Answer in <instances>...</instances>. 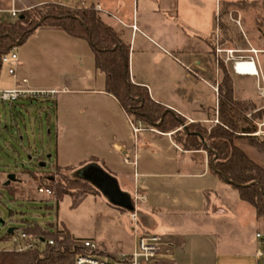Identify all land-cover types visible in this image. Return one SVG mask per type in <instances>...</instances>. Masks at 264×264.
<instances>
[{"label": "rangeland", "instance_id": "rangeland-1", "mask_svg": "<svg viewBox=\"0 0 264 264\" xmlns=\"http://www.w3.org/2000/svg\"><path fill=\"white\" fill-rule=\"evenodd\" d=\"M262 3L264 1L240 9L245 23L240 22L239 10L237 16H229L233 28L243 34L248 49L252 45H264ZM146 4L141 0L134 3L136 30L128 27L122 30L123 40L131 45L132 82L147 86L154 100L170 105L184 118L200 116L194 109L201 107L214 112L218 100L215 86L218 88L223 75L221 64L236 83L239 80L232 61H226V52H218V49H235L234 46L221 44L222 35L217 29L210 36L216 44L215 53H211L206 38L180 25L176 12L165 11L167 7L161 2L151 5L155 9L159 6V12L147 9ZM146 23L153 29H147ZM248 49H240L241 54H249ZM197 56L207 57V72L190 64V59ZM7 68L8 64H3L0 71L4 89L15 88L17 80L27 78L28 82L20 84L23 88L62 90L67 85L70 91L57 96L63 114L59 124L55 98H22L14 102L0 99V183L5 175L15 173L26 192L23 197L13 198L0 187V218L5 222L0 224V248L14 249L12 240L20 236V227L37 222L53 230L66 229L80 240L91 239L104 246L107 253H130L136 239L135 223L129 212L135 206L138 215L142 210L151 213L155 199L162 197L170 201L180 189L190 191L193 199L215 186L237 191L216 175L210 165L209 172L207 166L203 176L169 179L154 174L166 170L202 173L209 162L205 161L204 153H184L183 149L175 147V138L157 135L151 125L158 122L127 110L115 96L106 92L105 74L96 68L87 40L72 37L61 29L38 28L18 46L16 75L7 74ZM262 113L264 108L257 112L253 108L246 117L260 123ZM213 118V122L201 123L209 130L218 123V118ZM156 128L162 131L159 125ZM260 129L264 126L257 125L256 132ZM113 141L129 145L130 161L135 157L140 167L116 155L111 148ZM177 144L183 148L182 144ZM57 154L60 161L70 163L89 160L91 156L106 159L108 168L113 171L98 173L88 168L83 173L100 193H87L78 199L73 193H66L58 200H48L49 194L40 192L29 174L43 169L57 175ZM145 168L149 174H140ZM65 169L71 177H79L77 167ZM139 224L142 228L140 218ZM158 225V229L152 226L146 230L166 232L162 229L167 226L165 220L161 219ZM9 228H17V231L11 240L5 241L3 237Z\"/></svg>", "mask_w": 264, "mask_h": 264}, {"label": "trees", "instance_id": "trees-1", "mask_svg": "<svg viewBox=\"0 0 264 264\" xmlns=\"http://www.w3.org/2000/svg\"><path fill=\"white\" fill-rule=\"evenodd\" d=\"M257 5L259 2L256 0L221 2L217 18V29L222 35L221 44H232L237 50L248 49L243 34L233 28L229 16H237V10ZM40 27L59 28L72 37L87 40L94 53L96 68L105 74L104 90L115 96L127 110L137 111L153 122L160 121L162 131H172L177 143L182 144L184 149L206 150L213 172L238 190L240 199L255 208L257 218L264 224V169L234 143L238 136L256 132L257 125L246 117L247 112L256 105L252 101L235 98L233 78L223 63V75L218 84V123L208 130L201 122H188L155 101L147 86L132 82L129 70L131 45L123 40L119 30L104 21L94 5L48 3L26 9L18 16L2 22L0 71L1 58ZM206 40L210 52L215 53L214 41L210 37ZM184 123L187 125L183 126ZM56 168L57 175L43 169L29 174L38 190L43 187L51 190L48 200H58L66 193H73L78 199L87 193L98 192L89 181L71 177L65 172V167L56 165ZM55 175L58 176L56 180ZM21 183L18 175L15 181L9 183L5 175L0 187L5 188L13 198L16 195L23 197L26 192ZM16 231L17 228H14L11 233L7 232L3 239L11 240ZM19 231L27 236L22 241L33 242L34 246L24 250L0 248V264H75L77 255L87 251L83 240L72 237L66 229L53 230L33 222L22 225ZM98 250L110 257L116 255L107 253L99 243Z\"/></svg>", "mask_w": 264, "mask_h": 264}, {"label": "crops", "instance_id": "crops-1", "mask_svg": "<svg viewBox=\"0 0 264 264\" xmlns=\"http://www.w3.org/2000/svg\"><path fill=\"white\" fill-rule=\"evenodd\" d=\"M136 1L139 0H0V12L1 15L6 17V11L13 7L22 12L26 9L48 3H61L70 6H76L78 4L87 6L94 5L101 13L104 21L122 33L123 27L136 30V28H134L136 24L134 3ZM141 1L147 3L146 8L149 10L154 8L151 6L154 3H164L163 6L165 8L167 7L165 11L176 12V18L179 20L180 25L199 37L209 38L217 30V18L221 2L229 0ZM256 1L260 3L264 0ZM156 11H160L159 6L154 10V12ZM238 13L239 19H241L240 22L245 23L243 19L245 18L243 17L244 12L242 11L241 13L239 10ZM262 16L264 17V12ZM146 24L147 29H153L150 23ZM253 26L255 27L254 23ZM40 28L54 29V27ZM257 46L258 47L252 45L247 51L251 55H256L258 59L257 67L261 75L255 76L253 74H238L235 72L239 77L237 82L238 86L233 76L235 98L252 101L256 105L254 112H257L260 108H264V97L258 92V86L262 85L261 82L264 80V45ZM252 50H255L256 54L252 53ZM190 64L199 66L202 72H207L208 70L207 57H194L190 59ZM24 79L27 80V78H23L21 81L17 80L16 87H22L20 84L26 83L23 81ZM0 87L3 88L1 76ZM64 87L67 88L66 93L70 91L67 85ZM55 100L56 122L59 124L62 122L63 114L60 111L58 98L56 97ZM163 105L181 114L170 105ZM194 110L195 113L200 114V116L195 117L194 115H186L185 117L188 122H213L214 116L218 118V100L214 112L206 110L203 107ZM263 115L264 113H262V116ZM255 124H264V117L260 120V123L255 122ZM157 125H160V121L151 125V130L155 131L157 135H166L170 138H174L173 133L160 131L156 128ZM186 125L187 123L183 124V126ZM173 143L175 147L177 146L179 149H183L184 153H204L205 161L209 162V156L206 150H186L181 148V146L174 141ZM234 143L243 150L249 158L264 169L263 134L254 133L247 136H238ZM111 146L112 151H114L116 155L118 154L123 157L126 162H131L136 166L138 165L135 157L130 161L132 149L125 142L113 141ZM49 157H51V155ZM91 157L92 158L89 160H77L76 162L70 163L66 160L60 161L57 154L55 165H60L62 167H77L79 177L92 184V180L83 176L86 169L90 168L98 173H105L106 170H112V168H108L106 159H100L96 156ZM138 166L140 167V164ZM207 166L209 172V163H206V169L202 173H176L166 170L162 172L157 171L154 172V174L159 178L169 179L191 175L203 176L206 174ZM146 169L147 168L143 169V172H140V174L148 175L149 172ZM96 190L100 193L98 188ZM234 190L235 189L229 190L225 187L215 186L214 189L208 188L204 193L201 192L193 199L190 191L180 189L175 193V196L169 197L171 199L170 201L158 197L154 200L153 204H151V213L145 210L140 211L139 218L141 226L144 231H148L146 229L152 228V226L158 229L160 220H165L167 226H163L162 229L166 232L156 233L169 235L174 238L177 243V261L179 264H264V255L260 257L255 256L258 248H264L263 242L257 237L258 233L264 234V224L257 218L255 208L246 201L241 200L238 190ZM119 200L123 201L124 198H120Z\"/></svg>", "mask_w": 264, "mask_h": 264}, {"label": "built area", "instance_id": "built-area-1", "mask_svg": "<svg viewBox=\"0 0 264 264\" xmlns=\"http://www.w3.org/2000/svg\"><path fill=\"white\" fill-rule=\"evenodd\" d=\"M7 16L4 17L0 12V24L8 19L14 18L20 14V11L16 8H11L6 11ZM134 28L136 26L134 25ZM18 44H16L12 50L1 58V64H8L7 73L11 76L16 75V64L18 61ZM225 51L227 58L226 61H232V68L234 72L238 74H253L255 76H260L261 73L258 70L257 63L258 59L256 55L251 54H241V50L237 49H218V52ZM252 53L256 54L255 50ZM242 61H247L253 63L255 68V73H243L238 70V65ZM246 68L248 66H245ZM243 67V68H245ZM27 82L26 79L23 80ZM262 85L258 86V92L264 97V80L261 82ZM216 90L218 88L216 87ZM67 88L62 90H57L54 88L48 89H32L15 87L12 89H4L0 87V99L2 101H18L22 98L28 99H54L61 92H66ZM264 126V124H259V127ZM264 135V129H260L255 132ZM40 192L51 193L49 188H39ZM130 216L135 223V247L132 252L126 253L121 252L113 257L105 253H101L98 250V243L91 239L83 240L84 246L87 251L77 255L75 264H179L177 256V243L173 237L165 234H160L156 232L144 231L139 224V215L136 211V206L132 211L129 212ZM257 237L261 239L264 244V234L258 233ZM27 238L26 234L20 233L18 238H14L12 242L15 248L18 250H24L32 248L34 246L33 242L25 243L22 240ZM52 243V241H50ZM264 255V248H258L256 250V257Z\"/></svg>", "mask_w": 264, "mask_h": 264}, {"label": "bare ground", "instance_id": "bare-ground-1", "mask_svg": "<svg viewBox=\"0 0 264 264\" xmlns=\"http://www.w3.org/2000/svg\"><path fill=\"white\" fill-rule=\"evenodd\" d=\"M245 66H248V67L246 68ZM238 70L243 73H255V68H254L253 63L252 62L249 63L247 61H242L241 63H239Z\"/></svg>", "mask_w": 264, "mask_h": 264}, {"label": "water", "instance_id": "water-1", "mask_svg": "<svg viewBox=\"0 0 264 264\" xmlns=\"http://www.w3.org/2000/svg\"><path fill=\"white\" fill-rule=\"evenodd\" d=\"M42 166L45 165V163L41 164ZM16 180V174L15 173H9L7 175V182H11V181H15ZM0 224H5L4 220L0 218ZM14 230V228H9L8 232H12Z\"/></svg>", "mask_w": 264, "mask_h": 264}]
</instances>
